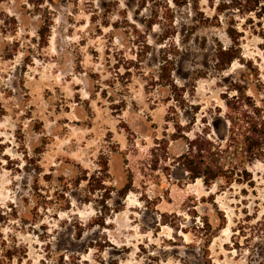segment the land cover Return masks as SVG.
Here are the masks:
<instances>
[{"label": "rangeland", "instance_id": "rangeland-1", "mask_svg": "<svg viewBox=\"0 0 264 264\" xmlns=\"http://www.w3.org/2000/svg\"><path fill=\"white\" fill-rule=\"evenodd\" d=\"M218 1L197 25L191 2L0 0V264H264V158L231 185L177 160L184 136H223L231 84L264 103V17ZM163 56L181 91L154 82Z\"/></svg>", "mask_w": 264, "mask_h": 264}, {"label": "trees", "instance_id": "trees-1", "mask_svg": "<svg viewBox=\"0 0 264 264\" xmlns=\"http://www.w3.org/2000/svg\"><path fill=\"white\" fill-rule=\"evenodd\" d=\"M178 6L187 5L191 2L197 25H207L210 22L198 7L199 0H173ZM214 2V0H208ZM146 0H140L139 9L145 7ZM218 15L231 11L241 16L253 14L258 18L264 17V0H220L214 6ZM157 16L153 14L146 21L148 29H152L157 23ZM162 29L159 34V42H163L171 35L169 30ZM225 33L231 44L225 47L218 43L213 52V69L222 72L227 69L231 63L239 58V40L242 36L231 19L227 22ZM44 31H39V36L44 37ZM151 46L144 42L143 54L146 55ZM173 62L168 56L161 58L157 68L155 83L169 86L172 91L182 90L171 78ZM234 94L225 96L223 113V125L225 133L223 136H213L211 132L202 130L194 132L192 137L184 136L186 148L178 156V165L187 174L190 179H201L205 185H210L215 181H222L225 185H231L234 182L249 183L251 181V172L249 166L264 158V103L257 104L251 96L247 95L245 86L241 84H231ZM177 100L181 94L175 93ZM180 95V96H179ZM181 100V98H180ZM183 101H181L182 103ZM195 122L192 119L191 125ZM176 131L182 126L176 124ZM187 132L191 131L190 125ZM106 169V162L103 164Z\"/></svg>", "mask_w": 264, "mask_h": 264}]
</instances>
